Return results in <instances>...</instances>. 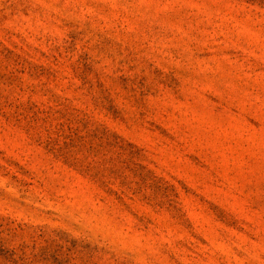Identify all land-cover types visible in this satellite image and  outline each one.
<instances>
[{"label": "rangeland", "instance_id": "374dc122", "mask_svg": "<svg viewBox=\"0 0 264 264\" xmlns=\"http://www.w3.org/2000/svg\"><path fill=\"white\" fill-rule=\"evenodd\" d=\"M0 264H264V0H0Z\"/></svg>", "mask_w": 264, "mask_h": 264}]
</instances>
